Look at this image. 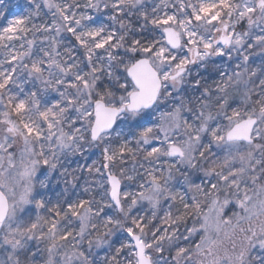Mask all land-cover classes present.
Listing matches in <instances>:
<instances>
[{"label": "snow or ice", "instance_id": "1", "mask_svg": "<svg viewBox=\"0 0 264 264\" xmlns=\"http://www.w3.org/2000/svg\"><path fill=\"white\" fill-rule=\"evenodd\" d=\"M0 0V264H264V0Z\"/></svg>", "mask_w": 264, "mask_h": 264}, {"label": "rangeland", "instance_id": "2", "mask_svg": "<svg viewBox=\"0 0 264 264\" xmlns=\"http://www.w3.org/2000/svg\"><path fill=\"white\" fill-rule=\"evenodd\" d=\"M25 0H4V3L13 11H18V6L24 4Z\"/></svg>", "mask_w": 264, "mask_h": 264}]
</instances>
